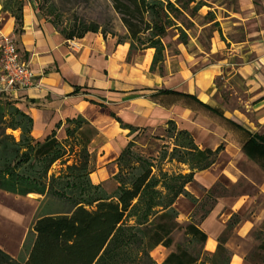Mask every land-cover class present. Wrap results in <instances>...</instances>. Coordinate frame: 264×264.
Wrapping results in <instances>:
<instances>
[{
  "label": "crops",
  "instance_id": "1",
  "mask_svg": "<svg viewBox=\"0 0 264 264\" xmlns=\"http://www.w3.org/2000/svg\"><path fill=\"white\" fill-rule=\"evenodd\" d=\"M240 2L239 20L244 37L231 42V51L221 52L223 43L214 40L208 54L203 50L195 53L188 50V42H182V58L174 60L175 66L171 67L164 57L165 73L161 74L156 69L150 71L153 49L139 50L128 60L129 42H119L112 34L88 31L79 38H68L37 13L34 0H24L21 29L16 32L15 16L1 10L0 0V37H15L19 55L35 74L34 85L17 90L10 97L31 116V135L36 140L51 134L62 140L66 137L67 120L85 118L96 130L87 144L92 167L89 177L94 184L102 183L108 192L116 187L106 186L118 171L116 158L133 134L143 129L165 128L170 121L177 131L188 132L198 148H219L217 157L226 153L228 156L229 150L234 155H245L243 143L249 137L247 133L256 132L255 126L237 109L222 106L220 87L215 83L219 76L233 85L240 80L252 111L258 121H264V0ZM218 51L222 56L217 60L199 63L204 55ZM250 123L251 129L246 125ZM127 125L135 130L131 132ZM214 165L215 161L211 167L194 172L193 179L186 183L184 189L191 197L198 198L193 186L208 187L203 172ZM226 170L230 182L238 178L239 169L233 164ZM18 197L27 195L0 190V248L14 258H18L26 236L24 201H20V207L18 201L14 204ZM187 198L190 199L180 195L174 202L178 214L186 220L195 209V204L186 207ZM247 202L244 198L235 199L227 209L219 202L201 219L197 225L207 235L203 244L207 252L216 250V239L228 219L244 210ZM20 226V236L12 244L6 242ZM251 226L252 222L243 219L232 234L242 239ZM225 245L233 251V257L239 252L235 244ZM237 258L235 264H243L241 257Z\"/></svg>",
  "mask_w": 264,
  "mask_h": 264
},
{
  "label": "trees",
  "instance_id": "2",
  "mask_svg": "<svg viewBox=\"0 0 264 264\" xmlns=\"http://www.w3.org/2000/svg\"><path fill=\"white\" fill-rule=\"evenodd\" d=\"M12 1L2 0L1 10L15 16V31L19 32L23 4L21 0ZM110 1L126 27L128 54L153 49L150 71L158 69L161 74L168 29L175 28L184 10L193 13L200 5L189 7L195 0ZM58 30L68 38H79L85 32L98 31V25L85 26L79 35ZM178 30L179 43H186L185 32ZM16 102L9 94L0 93V190L21 196L38 194L45 199V206L59 203L63 208L48 209L33 220L24 238L22 257L14 258L0 248V264H230L232 253L224 247L221 236L212 253L191 251L177 244L160 263L150 254L160 245L169 249L175 230H183L192 242L202 245L206 241L207 235L197 223L189 220L181 225L177 221L174 202L180 195L191 197L184 189L186 183L193 179L194 172L214 164L219 148H198L188 132L178 131L171 158L187 164L189 171H159L156 175L150 159L131 149V140L116 158L118 171L113 180L117 184L108 192L102 183L94 184L89 177L92 167L87 144L96 130L85 118L67 120L62 140L54 134L36 140L31 135V116ZM14 131H18L17 136ZM247 134L242 146L245 154H257L264 160V134ZM57 161L59 170L51 171ZM257 248L264 250V234Z\"/></svg>",
  "mask_w": 264,
  "mask_h": 264
},
{
  "label": "rangeland",
  "instance_id": "3",
  "mask_svg": "<svg viewBox=\"0 0 264 264\" xmlns=\"http://www.w3.org/2000/svg\"><path fill=\"white\" fill-rule=\"evenodd\" d=\"M4 1L13 2L12 0ZM21 1L23 4L24 0ZM34 1L37 13L51 23L53 21L59 29L79 35L85 26L98 25V31L112 34L121 42L124 40L128 41L126 27L121 23L120 15L113 9L110 0ZM171 1L174 2V0ZM253 2L257 3V0H253ZM195 3L200 4L199 8L195 9L193 13H191V10H184L183 13L179 14L175 21L177 22L174 26L175 28H169L168 34L163 40L167 46L165 61H167V64L170 63L171 67L175 66L173 65L175 64L174 60H180L183 54L180 50L182 42L179 43L177 39L180 34L178 28L182 29L187 36L188 50L195 53L203 50L208 54L214 40L218 43L222 42L223 46L221 49L223 50L221 52L227 53V51H231L229 48L233 46L231 42L241 40L244 37L243 26L240 25L241 22L239 20L241 11L240 0H195L189 7L192 8ZM138 53L139 50H132L128 54L127 59L131 60ZM221 56L222 54L219 51L210 54L208 57L204 55L203 60L199 58L201 60L199 63L213 62ZM235 60L237 59L235 58ZM162 65V74H164L165 65L164 63ZM156 70L159 71L158 69ZM215 83L220 87L222 106L228 110L237 109L254 124L256 132L264 134V121H258V117L252 111V107L246 99L247 92L244 91L241 81L238 80L233 85L230 80L226 81L225 78L219 76L216 77ZM246 125L250 129L252 128L251 123ZM14 134L17 136L18 131H14ZM178 135V131L171 125L156 130L143 129L135 132L131 137L133 143L131 149L150 159V162L154 165L153 173L156 175L159 171L186 174L189 171L188 165L181 164L171 158L172 149L178 142ZM228 153V156L226 153L225 156L217 157L214 167L203 172V177L206 181H209L208 187L193 186L198 198L194 202L192 197L189 196L190 199L187 198L185 205L189 207L191 204H195V209L189 213L190 218L187 220L181 214H178L177 221L181 225L187 224L189 220L199 224L201 219L211 209L215 208V205L219 202L225 206L224 209H227V205L235 199L244 198V200H248L247 206L244 210H240L230 216L226 223V228L219 237L221 236L224 239L225 248H227L225 245L227 242L231 245L235 244L239 248L238 254L235 253L236 256L233 257L231 254L230 264H235L234 260H237V257H241L243 264H264V250L257 248L261 236L264 234L261 233L264 231V162H262L264 160L259 158L257 154L247 157L246 154L234 155L231 150ZM69 163H71V160L68 161ZM232 164L239 169V176L235 181L230 182L226 169ZM59 167L60 164L57 161V163L53 164L51 171H57ZM109 181L111 182L106 183L108 189L117 184L113 177ZM16 199L18 200L14 201V204L16 205L18 201V207H20V201H24L26 234L31 229V223L38 215L45 213L48 209L58 210L63 208V205L59 203L45 206V199L38 194ZM243 219L252 222V226L248 234L241 239L232 234V232L237 223ZM22 229L23 227L18 228L17 232L12 231L11 235L7 236L8 241L6 242L12 244L20 236ZM171 236L173 244L169 249L160 245V247H155L151 250L150 254L157 263H160L170 250H174L177 244L191 251H206L203 248V244L201 245L190 241L189 238L187 239L183 235V230H175ZM231 253H233L232 250ZM19 256L22 257L23 253L20 252ZM232 257L234 258L233 260Z\"/></svg>",
  "mask_w": 264,
  "mask_h": 264
},
{
  "label": "built area",
  "instance_id": "4",
  "mask_svg": "<svg viewBox=\"0 0 264 264\" xmlns=\"http://www.w3.org/2000/svg\"><path fill=\"white\" fill-rule=\"evenodd\" d=\"M35 74L19 55L12 34L0 37V93L12 95L34 85Z\"/></svg>",
  "mask_w": 264,
  "mask_h": 264
}]
</instances>
